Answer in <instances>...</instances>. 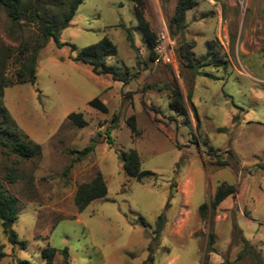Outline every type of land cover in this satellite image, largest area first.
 <instances>
[{
  "label": "rangeland",
  "instance_id": "1",
  "mask_svg": "<svg viewBox=\"0 0 264 264\" xmlns=\"http://www.w3.org/2000/svg\"><path fill=\"white\" fill-rule=\"evenodd\" d=\"M33 1L59 20L69 0H22V5ZM174 5L175 0H145L144 16L153 31L156 18L166 24ZM236 7L238 24L232 27L247 34L246 46L263 56L264 0H244V7ZM206 8L199 0L186 11L184 38L195 42L198 61L188 67L175 53L176 74L148 59L132 0H83L59 35L73 50L52 39L44 42L36 23H13L0 7V68L7 78L13 79L32 49L41 46L34 82L3 90V104L16 125L9 130L39 144L41 153L23 159L0 143V181L18 199L13 229L26 243L23 249L11 245L0 226L5 253L0 264L42 263L47 244L57 250L53 264H65L64 247L67 264H142L149 257V264H264V83L253 77L264 71L248 77L228 45L230 57L221 54L216 39L210 42L226 64L212 57L203 61L216 21L215 16L203 20ZM105 35L117 47L106 63L126 73L125 84L71 60ZM166 84L180 90L191 127L169 108ZM95 97L107 113L88 105ZM72 112H81L86 125L70 121ZM130 149L138 152L141 170L153 173L142 182L123 173L118 154ZM97 172L106 196L77 211V186ZM219 181L235 185L236 192L212 209Z\"/></svg>",
  "mask_w": 264,
  "mask_h": 264
},
{
  "label": "trees",
  "instance_id": "2",
  "mask_svg": "<svg viewBox=\"0 0 264 264\" xmlns=\"http://www.w3.org/2000/svg\"><path fill=\"white\" fill-rule=\"evenodd\" d=\"M83 0H69L66 7V12L62 15L59 20L52 19L46 9L40 8L35 2H31L27 5H22V0H0V7L5 11L7 17L13 23L20 22H33L36 23L44 42L52 39L57 47L63 45H68L72 50L75 48L74 45L62 42L59 39L60 32L69 25V21L74 15L78 5ZM199 0H175V5L172 14L167 17L166 27L171 35V37L176 40L175 53L178 59L186 64V66L191 67L198 60L195 59L192 52L195 42L182 41L180 37V30L186 28V11L195 8ZM134 6V14L141 29L143 36L146 41V48L148 51V59L151 61L155 56L153 51V46L155 44V31L150 27L149 22L144 16L145 0H132ZM127 32V39L135 47L131 32L128 28H125ZM216 43V41H215ZM41 47V46H40ZM39 46H36L30 52L29 56L26 57L27 64L22 63L21 68L16 71L15 77L7 78L3 71V66L0 68V122L5 124V126L0 127V134L2 140H0L1 145L8 147L10 152L19 156L23 159H29L35 155L41 153V146L32 140L28 139L26 135L24 138L17 136V133L11 132L9 126L13 128L16 127L14 120L11 118L7 108L3 104V90L6 87L13 86L15 84H21L25 82L33 83L35 80V66ZM117 54L116 45L105 35L96 43L89 46L81 48L71 60L88 66L91 72L95 75H108L112 81H121L122 83H127L128 79L126 73L119 70L118 67L114 65H108L106 63L109 57L115 56ZM214 63L226 64V60L221 58L213 49L211 42H207V52L203 56V61L211 58ZM212 63V60H208L204 65ZM146 69V68H145ZM207 77L215 78L213 74L204 72ZM147 88L143 86L142 89ZM169 90L168 105L169 108L184 116V123L191 127L188 117V111L183 100L182 94L177 87H171L169 85H164L163 87ZM188 100L191 98V93H187ZM88 105L102 113H107V106L98 98L95 97L88 102ZM68 119L72 121L77 127H83L86 125V120L83 118L81 112H72L68 115ZM114 121V118H112ZM128 124L130 125L134 136L138 135L139 132L136 130L134 118L128 119ZM14 133V134H13ZM108 134V132H106ZM8 135V136H6ZM9 136H12L10 139ZM109 137V136H108ZM91 149V146L84 148L79 151L78 155H83ZM118 158L121 162V167L123 173L127 177L134 178L135 180L142 182L146 177L153 175L150 171L141 170L140 160L138 152L135 149H130L128 151H120ZM220 165H225V161H217ZM13 180V177H10ZM236 192V187L226 181H219L214 190L213 198L210 202V207L215 209L221 201L226 197L232 196ZM107 194V187L105 180L100 172H97L94 178L89 182H83L79 184L75 190L73 202L76 206L77 211L83 210L91 201L97 198H102ZM206 204H202L199 208L201 216L204 215V209ZM19 210L18 199L15 195L10 193L4 184L0 181V226L2 233L5 235L7 241L19 248H25V241L19 240L17 233L13 229V224L17 219V213ZM161 220V216L158 217ZM247 241L244 239V245H247ZM210 251V250H209ZM57 250L47 244L41 250L42 263L39 264H53V258ZM63 257V262L68 263V250L66 247L60 250ZM5 256L3 252V246L0 244V259ZM152 258L149 257L147 261L142 264H149ZM16 264H37L28 260L16 259ZM229 264V263H227Z\"/></svg>",
  "mask_w": 264,
  "mask_h": 264
},
{
  "label": "crops",
  "instance_id": "3",
  "mask_svg": "<svg viewBox=\"0 0 264 264\" xmlns=\"http://www.w3.org/2000/svg\"><path fill=\"white\" fill-rule=\"evenodd\" d=\"M203 1L207 5V8L203 10V20H206V18H208L209 16H215L216 18L213 28V37L210 40H206V43L212 41L213 39L220 41L224 49H220L221 54L226 53L230 57V49L239 66H241L243 72L250 78L252 77L249 75V73H251L252 71L256 70L258 73H260V70L264 71V53L263 56H258L257 48L252 49L246 46V43L249 44V41L251 40L249 36H247V34L245 33L243 35H239V30L232 27V25L238 24V18L236 16L238 11L236 7V1ZM225 45H228L229 49ZM229 61V66L232 67V70H237L238 67L232 62L231 58H229ZM263 75H261L260 73V76L254 75L253 77L255 79H258L260 83H264ZM114 83L118 85L119 81H114Z\"/></svg>",
  "mask_w": 264,
  "mask_h": 264
},
{
  "label": "built area",
  "instance_id": "4",
  "mask_svg": "<svg viewBox=\"0 0 264 264\" xmlns=\"http://www.w3.org/2000/svg\"><path fill=\"white\" fill-rule=\"evenodd\" d=\"M238 5L244 7V0H237ZM155 44L153 46L154 58L152 64L169 66L174 73H178L176 66L175 47L176 40L169 34L166 24L161 18H156ZM224 40V38H223Z\"/></svg>",
  "mask_w": 264,
  "mask_h": 264
},
{
  "label": "water",
  "instance_id": "5",
  "mask_svg": "<svg viewBox=\"0 0 264 264\" xmlns=\"http://www.w3.org/2000/svg\"><path fill=\"white\" fill-rule=\"evenodd\" d=\"M180 37H181V40L184 42L185 41V38H184V32H183V29L180 30ZM195 69V67H193V70Z\"/></svg>",
  "mask_w": 264,
  "mask_h": 264
}]
</instances>
